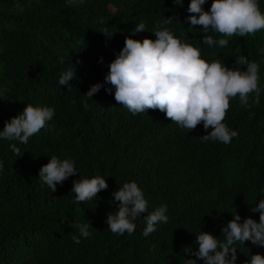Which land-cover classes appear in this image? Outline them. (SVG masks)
<instances>
[{
    "label": "trees",
    "instance_id": "trees-1",
    "mask_svg": "<svg viewBox=\"0 0 264 264\" xmlns=\"http://www.w3.org/2000/svg\"><path fill=\"white\" fill-rule=\"evenodd\" d=\"M176 3L83 0L68 6L66 0H0V131L27 104L55 110L27 144L0 139V264H185L196 259L183 249L197 250L199 229L223 241L221 229L235 213L259 222V213L250 209L264 199V54H258L264 29L244 37L209 32L229 41L210 48L202 43V26L185 23L190 0ZM211 3L206 0L203 10ZM258 4L264 14V0ZM169 18L173 22L165 24ZM141 22L145 32L132 35ZM156 23L197 47L206 62L220 59L232 68L243 55L259 64V103L252 93L247 105L238 96L230 98L222 121L238 132L230 143L205 142L199 138L208 134L202 123L192 131L181 129L159 110L132 115L105 91L112 88L104 82L108 64L124 47V38L155 40ZM72 65L76 79L66 88L60 75ZM97 83L103 87L85 97ZM52 156L72 159L78 173L57 184L55 192L38 178ZM79 175L102 176L108 187L97 198L74 203L70 191ZM133 181L148 201V212L167 206V223H158L147 237V213L134 221L131 235L114 234L105 223L119 203L111 194ZM86 222L91 237H79L74 225ZM233 247L236 264L253 254L264 256V247L249 241Z\"/></svg>",
    "mask_w": 264,
    "mask_h": 264
},
{
    "label": "clouds",
    "instance_id": "clouds-1",
    "mask_svg": "<svg viewBox=\"0 0 264 264\" xmlns=\"http://www.w3.org/2000/svg\"><path fill=\"white\" fill-rule=\"evenodd\" d=\"M68 6L83 3V0H66ZM175 3V2H174ZM181 0H179L180 4ZM206 0H190L185 23L191 26H202V43L210 48L213 45L226 47L228 39H214L209 32L219 33L224 37L238 35L244 37L264 29V14L261 13L258 0H212L210 9L204 11L202 5ZM103 23V19L99 21ZM171 18L165 19V24L172 23ZM106 32V29H104ZM145 32V24L139 23L132 30V35ZM152 34L155 40L145 38L142 41L129 37L124 38V47L115 54V59L108 64V73L104 82L112 88H106L108 94L114 95L115 101L126 107L132 115L145 113L146 110H159L167 119L181 129L194 130L197 125L203 124L207 135L199 137L203 141H219L224 144L231 142L238 135L231 130L224 121L230 107V98L238 96L241 105L249 103V94H254L253 102L259 103L261 87L258 84L259 64L249 61L241 55L235 60L232 68L225 66L220 59L210 63L201 58L197 47L183 39L176 38L172 32L156 23ZM258 54H264L260 49ZM79 63V61H77ZM99 63L103 64V58ZM240 66H245L244 71ZM76 79L75 67L72 65L61 73L59 84L70 88L69 81ZM102 84L91 85L84 95L92 98ZM114 89V93H113ZM85 109L87 103L83 105ZM55 110L50 107H33L27 104L22 113L4 122L0 131V139L19 141L27 144L28 140L53 119ZM210 129V131H209ZM11 151L18 157L20 149L15 144L9 145ZM3 162L0 161V170ZM75 163L72 159H58L52 156L49 162L42 166L38 178L46 184L51 192L56 191V185L62 184L71 176H76ZM80 176V175H79ZM108 185L102 176L86 179L80 176L79 180L72 181V193L75 201L85 202L97 198V193L107 189ZM113 203L116 211L109 212L105 223L114 234L131 235L135 231L134 221L142 213L146 227L143 235L147 237L156 231L158 223H167V206L161 205L148 212V201L136 182H125L119 190L113 192ZM259 213V222L252 218H241L238 214L232 216L221 229L223 241L210 233L199 229L195 243L197 250L184 248L183 251L196 259H185V264H236L237 250L233 245L249 241L257 247H264V199L250 209ZM242 220V222H241ZM79 237L90 238V224L76 223ZM74 243L81 241L72 236ZM245 264H264V256L253 254Z\"/></svg>",
    "mask_w": 264,
    "mask_h": 264
}]
</instances>
